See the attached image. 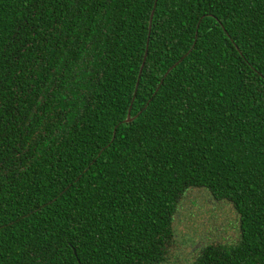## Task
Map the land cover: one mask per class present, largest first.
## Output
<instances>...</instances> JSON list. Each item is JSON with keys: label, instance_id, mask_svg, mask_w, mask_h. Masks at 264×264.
Returning <instances> with one entry per match:
<instances>
[{"label": "trees", "instance_id": "obj_1", "mask_svg": "<svg viewBox=\"0 0 264 264\" xmlns=\"http://www.w3.org/2000/svg\"><path fill=\"white\" fill-rule=\"evenodd\" d=\"M191 187L264 264V0H0V264H162Z\"/></svg>", "mask_w": 264, "mask_h": 264}, {"label": "rangeland", "instance_id": "obj_2", "mask_svg": "<svg viewBox=\"0 0 264 264\" xmlns=\"http://www.w3.org/2000/svg\"><path fill=\"white\" fill-rule=\"evenodd\" d=\"M172 227L173 247L162 264H191L201 245L236 239L237 216L228 202L213 200L203 187H191L182 195Z\"/></svg>", "mask_w": 264, "mask_h": 264}, {"label": "water", "instance_id": "obj_3", "mask_svg": "<svg viewBox=\"0 0 264 264\" xmlns=\"http://www.w3.org/2000/svg\"><path fill=\"white\" fill-rule=\"evenodd\" d=\"M145 54H146V53L144 52V55H145ZM128 119H129V118L127 117L126 120H128Z\"/></svg>", "mask_w": 264, "mask_h": 264}]
</instances>
